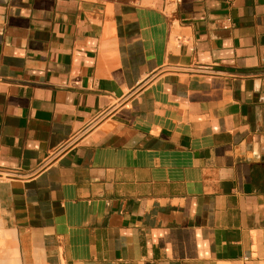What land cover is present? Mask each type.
Masks as SVG:
<instances>
[{"label":"crops","instance_id":"0c3cea01","mask_svg":"<svg viewBox=\"0 0 264 264\" xmlns=\"http://www.w3.org/2000/svg\"><path fill=\"white\" fill-rule=\"evenodd\" d=\"M0 264H264V0H0Z\"/></svg>","mask_w":264,"mask_h":264},{"label":"built area","instance_id":"2783aa9c","mask_svg":"<svg viewBox=\"0 0 264 264\" xmlns=\"http://www.w3.org/2000/svg\"><path fill=\"white\" fill-rule=\"evenodd\" d=\"M222 1H225V2H231V1H233V0H222Z\"/></svg>","mask_w":264,"mask_h":264}]
</instances>
